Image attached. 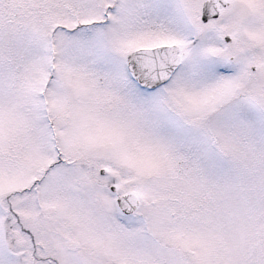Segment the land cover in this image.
<instances>
[{
  "label": "snow or ice",
  "instance_id": "obj_1",
  "mask_svg": "<svg viewBox=\"0 0 264 264\" xmlns=\"http://www.w3.org/2000/svg\"><path fill=\"white\" fill-rule=\"evenodd\" d=\"M0 264H264V0H0Z\"/></svg>",
  "mask_w": 264,
  "mask_h": 264
}]
</instances>
